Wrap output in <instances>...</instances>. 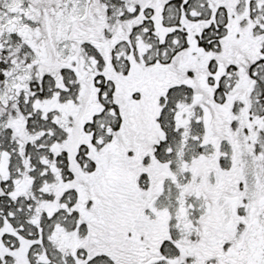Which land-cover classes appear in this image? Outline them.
Masks as SVG:
<instances>
[{
    "label": "snow or ice",
    "instance_id": "obj_1",
    "mask_svg": "<svg viewBox=\"0 0 264 264\" xmlns=\"http://www.w3.org/2000/svg\"><path fill=\"white\" fill-rule=\"evenodd\" d=\"M0 264H264V0H0Z\"/></svg>",
    "mask_w": 264,
    "mask_h": 264
}]
</instances>
